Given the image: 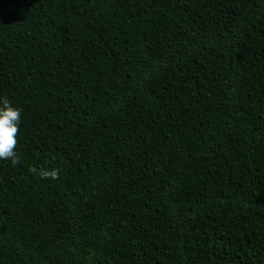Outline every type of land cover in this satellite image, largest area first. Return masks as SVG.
<instances>
[{
    "label": "trees",
    "instance_id": "1",
    "mask_svg": "<svg viewBox=\"0 0 264 264\" xmlns=\"http://www.w3.org/2000/svg\"><path fill=\"white\" fill-rule=\"evenodd\" d=\"M2 98L0 264H264V0H0Z\"/></svg>",
    "mask_w": 264,
    "mask_h": 264
},
{
    "label": "clouds",
    "instance_id": "2",
    "mask_svg": "<svg viewBox=\"0 0 264 264\" xmlns=\"http://www.w3.org/2000/svg\"><path fill=\"white\" fill-rule=\"evenodd\" d=\"M21 109L15 107L8 98L0 99V160H10L13 165L19 162L17 153ZM34 175L41 179H58L59 169L29 168Z\"/></svg>",
    "mask_w": 264,
    "mask_h": 264
}]
</instances>
